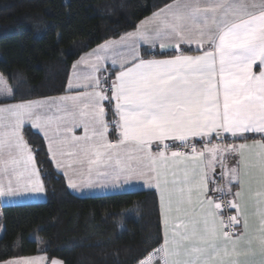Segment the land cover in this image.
Returning <instances> with one entry per match:
<instances>
[{"label": "snow or ice", "instance_id": "obj_1", "mask_svg": "<svg viewBox=\"0 0 264 264\" xmlns=\"http://www.w3.org/2000/svg\"><path fill=\"white\" fill-rule=\"evenodd\" d=\"M72 69L68 94L0 103V197L45 193L28 123L70 188L157 190L162 243L137 264H264V139L245 135L264 136V0H173ZM0 99H15L3 74Z\"/></svg>", "mask_w": 264, "mask_h": 264}, {"label": "trees", "instance_id": "obj_2", "mask_svg": "<svg viewBox=\"0 0 264 264\" xmlns=\"http://www.w3.org/2000/svg\"><path fill=\"white\" fill-rule=\"evenodd\" d=\"M171 1L0 0V72L15 96L0 102L63 93L70 67L82 53L135 28ZM107 109L111 121L113 112ZM24 133L47 199L2 206L0 258L44 252L65 264H137L160 246L155 190L75 195L55 168L43 136L30 126Z\"/></svg>", "mask_w": 264, "mask_h": 264}, {"label": "crops", "instance_id": "obj_3", "mask_svg": "<svg viewBox=\"0 0 264 264\" xmlns=\"http://www.w3.org/2000/svg\"><path fill=\"white\" fill-rule=\"evenodd\" d=\"M173 1H171L170 3H172ZM168 3V4H170ZM167 5V4H166ZM164 7V6H163ZM161 7V8H163ZM159 8V9H161ZM159 9H157L156 11L154 12H157ZM153 12V13H154ZM151 13L150 15L146 16L145 18H148V17H151L152 14ZM145 18H143L141 21H143ZM140 21V22H141ZM139 22V23H140ZM138 23V24H139ZM133 29L127 31V32H130V31H133ZM126 33V32H125ZM125 33L121 34V35H124ZM120 35V36H121ZM115 37V38H110V39H107V40H111V39H119V37ZM105 40V41H107ZM105 41L101 42L100 44L104 43ZM98 44V45H100ZM98 45L92 47L91 49L85 51L84 53H82L77 59H75L70 67V70H69V75H68V78H67V81H66V89L63 93H60V94H57V95H52V96H47V97H41V98H34V99H30V100H37V99H44V98H48V97H56V96H60V95H64V94H68L67 92V84L71 78V73L73 71L72 69V66L73 64H75L77 61H79L81 59L82 56H84L86 53L88 52H91L92 49L96 48ZM182 48L183 50L186 52V54H190V55H196V54H199L198 52H196L195 50V46H192L190 49L187 47V46H183L182 45ZM141 51L143 52L144 51V48L142 47ZM158 52L159 50H157V58H163V57H160L158 55ZM174 53H167V55H172ZM147 58V57H146ZM107 67L109 69V71H112V68H111V62L108 61L107 62ZM262 70L261 68V65L259 63H257L256 65L253 66V72L256 73V74H259V72ZM118 71V69H117ZM101 76V78H103L104 75H106V73L104 72H101L99 74ZM112 79H114L115 77L112 76L111 77ZM105 87L107 85H104ZM0 100H5V99H0ZM26 101V100H25ZM17 102H21V101H7V102H0V103H17ZM105 107L107 109V104H105ZM114 115L112 114V119H114ZM107 120L108 119V116L106 117ZM27 126H30L32 127L30 124L26 123L24 125V128H23V134H24V137H25V140L28 142L26 136H25V133H24V129L25 127ZM35 131H37L38 133H40L42 136H43V132L42 130H38L34 127H32ZM75 134L76 135H82L83 134V130L82 129H76L75 131ZM114 135V136H113ZM111 134V131L109 133V139L115 141L118 137L117 135L115 134ZM246 135V139H247V142L248 143H251L253 140H260V139H264V136H261L260 134H253V133H249V134H245ZM44 138V136H43ZM45 140V143H46V146H47V149H48V144H47V140L44 138ZM213 142H217L214 141ZM241 143V142H244L243 140H240V139H237L236 141H233L230 137H226V139L224 140V143ZM29 144V142H28ZM30 145V144H29ZM197 146L199 147L200 144L198 143ZM31 147V145H30ZM176 147H180L178 144L176 145ZM32 148V147H31ZM33 150V149H32ZM155 151V148L153 149ZM172 150H175V148H173ZM34 152V151H33ZM49 152V150H48ZM50 154V152H49ZM50 157H51V154H50ZM36 159V157H35ZM53 161V160H52ZM36 163H37V160H36ZM225 163L228 165V166H234V158L233 157H226V160H225ZM53 164L55 166V161H53ZM37 166H38V163H37ZM39 168V166H38ZM56 168V167H55ZM40 169V168H39ZM58 171V170H57ZM41 172V170H40ZM60 172V171H59ZM221 172V168L219 167V165H217L216 167V170H215V179H217V181L219 182H223V181H220V178H219V174ZM61 173V172H60ZM62 174V173H61ZM63 175V174H62ZM210 175H212V173H210ZM64 176V175H63ZM41 177L43 179V176H42V173H41ZM65 180H66V177L64 176ZM44 181V180H43ZM67 183V182H66ZM45 185V183H44ZM213 186L210 185V188H212ZM68 188L71 190L72 193H74L75 195H78V196H82V197H85V196H96V195H102V194H108V193H117V192H125V191H134V190H155L154 188L150 187L149 185H147L144 181H140V180H131L129 181L127 184H124L121 188H100V187H94V188H84L82 190H76V189H72L68 186ZM156 193H157V197H158V192L157 190H155ZM229 197H225L224 199H228ZM47 199V191H46V187H45V193H36V194H26L24 195L23 197H16V198H9V197H0V208L2 209V206L4 205H14V204H24V203H32V202H41V201H45ZM158 203H159V200H158ZM160 209V208H159ZM233 215L235 214L233 211H232ZM222 214L225 216V213H224V210L222 211ZM160 216H161V212H160ZM226 217V216H225ZM161 224H162V218H161ZM0 227H1V221H0ZM33 256H44L46 257V259L43 261V264H52V262L54 260H58V261H62L61 259L59 258H56V257H50L48 254L44 253V252H40V253H36V254H33V255H27V256H19V257H13V258H22V257H33ZM63 262V261H62ZM63 264H65L63 262Z\"/></svg>", "mask_w": 264, "mask_h": 264}, {"label": "built area", "instance_id": "obj_4", "mask_svg": "<svg viewBox=\"0 0 264 264\" xmlns=\"http://www.w3.org/2000/svg\"><path fill=\"white\" fill-rule=\"evenodd\" d=\"M223 210H224V212H225V216H226V217H227L228 215H233L232 211L229 210L228 208L225 207Z\"/></svg>", "mask_w": 264, "mask_h": 264}, {"label": "rangeland", "instance_id": "obj_5", "mask_svg": "<svg viewBox=\"0 0 264 264\" xmlns=\"http://www.w3.org/2000/svg\"><path fill=\"white\" fill-rule=\"evenodd\" d=\"M0 74H2L1 72H0ZM4 76V75H3ZM5 77V76H4ZM5 79H7L6 77H5ZM7 81H8V79H7ZM8 83H9V81H8ZM10 84V83H9ZM0 221H2V209L0 208Z\"/></svg>", "mask_w": 264, "mask_h": 264}]
</instances>
